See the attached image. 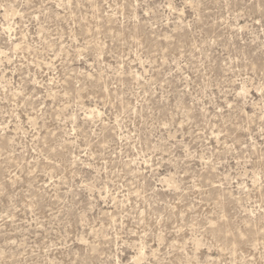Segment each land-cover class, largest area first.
<instances>
[{
	"label": "rangeland",
	"instance_id": "rangeland-1",
	"mask_svg": "<svg viewBox=\"0 0 264 264\" xmlns=\"http://www.w3.org/2000/svg\"><path fill=\"white\" fill-rule=\"evenodd\" d=\"M0 264H264V0H0Z\"/></svg>",
	"mask_w": 264,
	"mask_h": 264
}]
</instances>
